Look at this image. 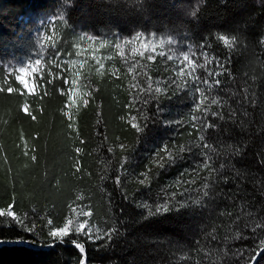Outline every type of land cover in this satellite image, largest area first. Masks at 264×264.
<instances>
[{
	"label": "trees",
	"instance_id": "obj_1",
	"mask_svg": "<svg viewBox=\"0 0 264 264\" xmlns=\"http://www.w3.org/2000/svg\"><path fill=\"white\" fill-rule=\"evenodd\" d=\"M147 36L176 53L109 55ZM9 210L0 264H264V0H0Z\"/></svg>",
	"mask_w": 264,
	"mask_h": 264
},
{
	"label": "rangeland",
	"instance_id": "obj_2",
	"mask_svg": "<svg viewBox=\"0 0 264 264\" xmlns=\"http://www.w3.org/2000/svg\"><path fill=\"white\" fill-rule=\"evenodd\" d=\"M47 26L39 32V39L41 44H43L44 48H51L52 45H54L55 41L58 39V22L54 20V18H49L47 21ZM136 40H119L117 43L110 44V53L109 55L112 56L113 48L115 47L114 53L115 56L119 58H123L130 54L133 49L137 48L138 46L142 47H157L165 49L168 52L176 53L177 49L174 48L171 44L167 42V40L159 38V37H140ZM109 47V43L104 41L100 42L97 39L90 38L88 36L82 35V42L80 44L74 45V53H78V49L81 50H90V49H96L98 51L103 50L102 48ZM39 62L38 64L36 61L34 63H29L26 66H23L25 68V72L21 73L19 69H16L15 78L18 80L22 86L28 91L33 92L36 91L39 87L38 80L41 76V70L44 68V63L41 60H37ZM50 64H54V60H49ZM55 65V64H54ZM56 66V65H55ZM59 67V66H56ZM17 77H22L23 83L21 82V79H18Z\"/></svg>",
	"mask_w": 264,
	"mask_h": 264
},
{
	"label": "snow or ice",
	"instance_id": "obj_3",
	"mask_svg": "<svg viewBox=\"0 0 264 264\" xmlns=\"http://www.w3.org/2000/svg\"><path fill=\"white\" fill-rule=\"evenodd\" d=\"M221 39H223L225 42H228L229 39L227 37H221ZM36 63L38 64L39 62L36 61ZM102 67V66H101ZM19 71L21 73H24L25 72V68L21 67L19 69ZM18 79H21V82L23 83V79L22 77H17ZM85 103H87V101H85ZM4 215H7L9 217H11L13 220H17L16 216H15V213H13L11 210H9L8 213H3V212H0V216H4ZM70 226H69V230L67 231V233H61V234H58L57 238L59 240H63L65 237L69 236L70 235ZM75 233L76 234H80L81 232L77 231L76 229H74ZM0 242H5V241H0ZM74 242V247H77L78 251L81 253V256H80V262L81 264H87V254H86V249L84 247V245L80 244V243H77L76 241H73ZM264 250V249H262ZM254 260L255 258H253V264H254Z\"/></svg>",
	"mask_w": 264,
	"mask_h": 264
}]
</instances>
